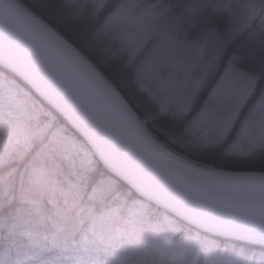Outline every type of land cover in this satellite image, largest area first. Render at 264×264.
<instances>
[{
  "label": "snow or ice",
  "instance_id": "1",
  "mask_svg": "<svg viewBox=\"0 0 264 264\" xmlns=\"http://www.w3.org/2000/svg\"><path fill=\"white\" fill-rule=\"evenodd\" d=\"M20 3L0 228L34 251L0 264H264V0H83L94 44Z\"/></svg>",
  "mask_w": 264,
  "mask_h": 264
},
{
  "label": "trees",
  "instance_id": "2",
  "mask_svg": "<svg viewBox=\"0 0 264 264\" xmlns=\"http://www.w3.org/2000/svg\"><path fill=\"white\" fill-rule=\"evenodd\" d=\"M25 2L39 5L42 19L52 23L61 32H75L81 39L91 44L95 43L92 29L87 23L88 10L85 8L81 11L83 0H76L75 3L73 0H21L20 5L23 8ZM103 47V45L99 46V48ZM115 67L119 71V61L116 62ZM0 175L3 173L0 172ZM16 182L18 184L19 174L16 176ZM15 206L14 202L13 208ZM0 214L7 215L2 209H0ZM33 251L26 237L13 236L8 233L6 228H0V259H24L26 256L32 255ZM27 264H33V262L28 261Z\"/></svg>",
  "mask_w": 264,
  "mask_h": 264
},
{
  "label": "water",
  "instance_id": "3",
  "mask_svg": "<svg viewBox=\"0 0 264 264\" xmlns=\"http://www.w3.org/2000/svg\"><path fill=\"white\" fill-rule=\"evenodd\" d=\"M20 9L23 10V7L20 5Z\"/></svg>",
  "mask_w": 264,
  "mask_h": 264
}]
</instances>
